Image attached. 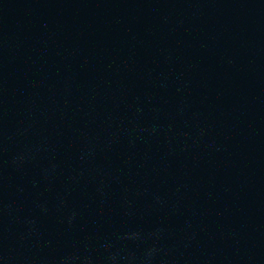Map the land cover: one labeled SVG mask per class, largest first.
<instances>
[{"label": "water", "instance_id": "water-1", "mask_svg": "<svg viewBox=\"0 0 264 264\" xmlns=\"http://www.w3.org/2000/svg\"><path fill=\"white\" fill-rule=\"evenodd\" d=\"M0 264H264V0H0Z\"/></svg>", "mask_w": 264, "mask_h": 264}]
</instances>
